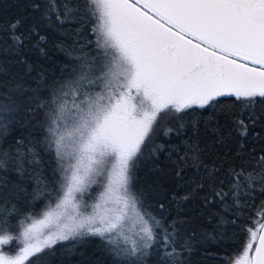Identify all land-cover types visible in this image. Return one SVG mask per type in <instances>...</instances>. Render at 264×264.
Wrapping results in <instances>:
<instances>
[{"label": "snow or ice", "instance_id": "6c2138e0", "mask_svg": "<svg viewBox=\"0 0 264 264\" xmlns=\"http://www.w3.org/2000/svg\"><path fill=\"white\" fill-rule=\"evenodd\" d=\"M0 33V264H37L86 237L113 264H192L197 246L264 205V0H25ZM50 44L69 57L59 79L44 67ZM202 128L214 137L203 147ZM173 136L186 150L156 142ZM164 152L177 158L160 169L153 215L134 180ZM197 211L216 235L195 226ZM244 230L221 264H264V224Z\"/></svg>", "mask_w": 264, "mask_h": 264}, {"label": "trees", "instance_id": "16d2710c", "mask_svg": "<svg viewBox=\"0 0 264 264\" xmlns=\"http://www.w3.org/2000/svg\"><path fill=\"white\" fill-rule=\"evenodd\" d=\"M25 6V0H0V24H4L8 21H12L17 18L23 11ZM34 19V16H33ZM32 20L26 21L31 23ZM72 26L69 25V28ZM87 27L90 29L92 25L89 23ZM7 37L0 33V39H6ZM54 38L56 43L59 44L63 41L65 44L70 45L73 37L69 36L64 39L59 34H55ZM80 39V37H75ZM85 38L94 39V34L91 32H85ZM50 59L44 64V67L50 74L55 75L58 79L60 77L61 68L65 65L69 57L58 48L53 47L51 44ZM188 137L192 138V141L197 139V136L188 132ZM199 143L201 147L204 144H210L214 139L211 133L206 132L203 128L198 133ZM192 141H189L191 143ZM157 143H166V147L176 148L177 150H186L185 145L177 137L158 139ZM177 157L175 153L172 155L171 160L168 157L167 152L159 153L152 157H145L141 161L136 169V175L134 180L136 192L143 193V204L138 205L140 210L151 212L153 215H159L160 210L156 207V201L159 197L156 195L155 187L158 183H162L160 177L162 175L160 169H163L165 173L171 172V161ZM231 163V159L228 160ZM55 167V163L52 164ZM51 175L50 171L47 173ZM189 175H193L192 170H188ZM167 186V185H166ZM182 191V189H178ZM55 200L51 201V204ZM46 204L49 201L41 198L34 202V207L31 209L34 216H38L43 210H45ZM198 205V201H193L187 205L188 209ZM175 205H171L168 211L174 212ZM216 209L212 208L211 212H215ZM196 219L194 224L196 227L203 226V229L212 233L213 225L208 221L212 220L211 215L208 212L201 214L196 212ZM207 217V219H205ZM23 219V217H19ZM264 222V205H261L259 199L251 202V204L244 209L243 215L237 220V226H226L220 230L221 234L217 236L214 242H207L203 245L197 246L196 250L188 257L192 264H221V259L225 257H237L243 250V245L248 239V233L244 229H251L259 233V225ZM214 223V221H213ZM137 232V231H136ZM216 235L215 233H212ZM80 238H77L79 241ZM133 238H130V241ZM134 239H138L136 236ZM208 251L205 252L204 249ZM43 255V254H41ZM214 256L215 259L209 258ZM35 257L30 258L28 264H31ZM113 257L105 250L98 237H86L82 242L65 241L63 246L57 245L53 254L43 256V259L37 262V264H113Z\"/></svg>", "mask_w": 264, "mask_h": 264}, {"label": "rangeland", "instance_id": "374dc122", "mask_svg": "<svg viewBox=\"0 0 264 264\" xmlns=\"http://www.w3.org/2000/svg\"><path fill=\"white\" fill-rule=\"evenodd\" d=\"M93 195H95V192H96V186H93ZM85 199H88L87 197L85 198ZM55 202L56 201H54V203L52 204L53 206H54V204H55ZM93 201L92 200H88V203L89 204H91ZM91 209L89 208V209H87L86 211H90ZM42 213V212H41ZM37 219H40V218H42V216L39 214L37 217H36ZM126 234L130 237V238H135L136 237V231H138V226L137 225H134L133 223H132V221L130 220L129 222H128V225H127V227H126ZM255 245V244H254ZM254 245H253V247H254ZM16 247H17V245L16 244H13L12 246H10V248H9V250L10 251H15V249H16Z\"/></svg>", "mask_w": 264, "mask_h": 264}, {"label": "water", "instance_id": "95a60500", "mask_svg": "<svg viewBox=\"0 0 264 264\" xmlns=\"http://www.w3.org/2000/svg\"><path fill=\"white\" fill-rule=\"evenodd\" d=\"M263 224H264V222H263ZM259 234V233H258ZM254 247H255V245H254Z\"/></svg>", "mask_w": 264, "mask_h": 264}]
</instances>
